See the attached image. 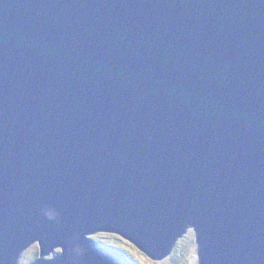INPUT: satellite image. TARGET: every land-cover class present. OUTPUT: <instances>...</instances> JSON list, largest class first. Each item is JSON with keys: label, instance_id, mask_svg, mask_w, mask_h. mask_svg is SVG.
I'll list each match as a JSON object with an SVG mask.
<instances>
[{"label": "water", "instance_id": "water-1", "mask_svg": "<svg viewBox=\"0 0 264 264\" xmlns=\"http://www.w3.org/2000/svg\"><path fill=\"white\" fill-rule=\"evenodd\" d=\"M189 228L198 264H264V0H0V264Z\"/></svg>", "mask_w": 264, "mask_h": 264}, {"label": "rangeland", "instance_id": "rangeland-1", "mask_svg": "<svg viewBox=\"0 0 264 264\" xmlns=\"http://www.w3.org/2000/svg\"><path fill=\"white\" fill-rule=\"evenodd\" d=\"M90 237L104 245L119 248L139 264H198L196 235L192 228H189L177 241L172 253L162 260H153L139 250L133 243L124 239L119 234L103 231L92 234ZM58 252H61L60 248H57V253ZM38 256L39 244L36 242L23 252L19 264H32ZM49 257L52 258L53 254Z\"/></svg>", "mask_w": 264, "mask_h": 264}, {"label": "trees", "instance_id": "trees-1", "mask_svg": "<svg viewBox=\"0 0 264 264\" xmlns=\"http://www.w3.org/2000/svg\"><path fill=\"white\" fill-rule=\"evenodd\" d=\"M119 249V248H118ZM37 258V257H36Z\"/></svg>", "mask_w": 264, "mask_h": 264}]
</instances>
